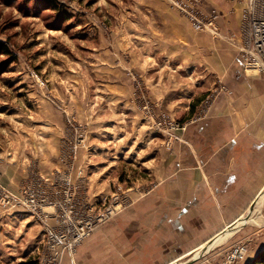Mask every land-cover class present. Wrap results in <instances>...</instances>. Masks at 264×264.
<instances>
[{
  "label": "rangeland",
  "instance_id": "obj_1",
  "mask_svg": "<svg viewBox=\"0 0 264 264\" xmlns=\"http://www.w3.org/2000/svg\"><path fill=\"white\" fill-rule=\"evenodd\" d=\"M146 1L0 0V40L10 49L0 54V264H40L43 225L21 204L25 190L57 200L60 213L78 205L69 195L96 213L117 206L110 221L157 186L165 152L223 92L213 87L183 116L173 99L186 100L195 82L153 51ZM171 1L185 14L182 0ZM262 195L229 236L169 264L253 261L264 250Z\"/></svg>",
  "mask_w": 264,
  "mask_h": 264
},
{
  "label": "crops",
  "instance_id": "obj_2",
  "mask_svg": "<svg viewBox=\"0 0 264 264\" xmlns=\"http://www.w3.org/2000/svg\"><path fill=\"white\" fill-rule=\"evenodd\" d=\"M148 1L159 62L195 82L186 100L173 99L183 116L213 87L229 91L165 152L151 178L157 186L97 227L65 264H169L219 239L264 193V71L247 70L241 52L249 0H202L219 12L217 33L196 29L171 0Z\"/></svg>",
  "mask_w": 264,
  "mask_h": 264
},
{
  "label": "built area",
  "instance_id": "obj_3",
  "mask_svg": "<svg viewBox=\"0 0 264 264\" xmlns=\"http://www.w3.org/2000/svg\"><path fill=\"white\" fill-rule=\"evenodd\" d=\"M176 5L190 18L196 29L217 33L219 12L216 9H204L202 0H182ZM242 38L241 52L245 68L264 71V0H249L243 13ZM220 91L228 92L229 89L222 85ZM64 180L69 183L68 176ZM25 193L29 198H22L21 204L43 225L45 240L40 264H62L66 254L73 255L84 238L117 210L116 206L96 213L95 204L79 206L75 196L69 195L67 199L78 205L60 213L57 200L41 195L38 190H25ZM241 254L235 250L231 257L236 258Z\"/></svg>",
  "mask_w": 264,
  "mask_h": 264
},
{
  "label": "trees",
  "instance_id": "obj_4",
  "mask_svg": "<svg viewBox=\"0 0 264 264\" xmlns=\"http://www.w3.org/2000/svg\"><path fill=\"white\" fill-rule=\"evenodd\" d=\"M0 54H5V55L10 54V49H9L8 45L2 40H0ZM27 263L28 264H36V262H34V261H29ZM249 264H264V250L259 252L257 254V256L254 258V260L252 262H250Z\"/></svg>",
  "mask_w": 264,
  "mask_h": 264
},
{
  "label": "bare ground",
  "instance_id": "obj_5",
  "mask_svg": "<svg viewBox=\"0 0 264 264\" xmlns=\"http://www.w3.org/2000/svg\"><path fill=\"white\" fill-rule=\"evenodd\" d=\"M146 1V0H145ZM145 3V2H144ZM144 5V4H143ZM263 196V195H262ZM258 201H259V199H258ZM244 218V215L238 220V222L236 223V225H238L241 221H243L242 219ZM262 218V217H261ZM251 221H255L256 223H261V219L259 218V219H256V218H252L251 217ZM262 221H264L263 219H262ZM235 227V226H234ZM233 227V228H234ZM232 228V230H227L225 233H224V235H222V236H224V238H226L227 236H229L231 233H233L234 232V230L235 229H233ZM224 238H222V239H216L215 240V242L214 243H212V244H215V243H218V242H220L221 240H223ZM211 246V245H210ZM174 264H184V263H178V262H176V263H174Z\"/></svg>",
  "mask_w": 264,
  "mask_h": 264
},
{
  "label": "water",
  "instance_id": "obj_6",
  "mask_svg": "<svg viewBox=\"0 0 264 264\" xmlns=\"http://www.w3.org/2000/svg\"><path fill=\"white\" fill-rule=\"evenodd\" d=\"M191 261L185 262L184 264H190Z\"/></svg>",
  "mask_w": 264,
  "mask_h": 264
}]
</instances>
